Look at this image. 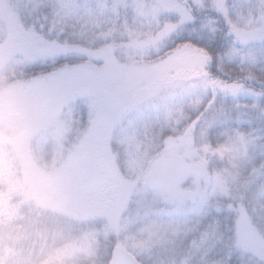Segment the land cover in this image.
Instances as JSON below:
<instances>
[{"label": "rangeland", "instance_id": "obj_1", "mask_svg": "<svg viewBox=\"0 0 264 264\" xmlns=\"http://www.w3.org/2000/svg\"><path fill=\"white\" fill-rule=\"evenodd\" d=\"M185 2L198 14L218 13L219 24L231 32L227 39L233 46L253 48L259 42L256 45L263 47L264 0ZM189 12L177 0H0V202L6 207L4 212L17 197L21 200L17 212L30 207L44 216L53 213L66 220L68 228L81 225L84 236L76 238L79 245L64 243L57 262L81 253L94 254L99 250L95 237L106 239L113 249L122 247L142 264L148 258L153 264H176L167 258L189 248L185 235L192 232L191 218L205 210V202L226 200L235 209L222 216L232 217L236 225L243 219L236 234L238 248L247 255H229L215 264H264V145L257 138L223 130L218 136L214 133L217 144L210 146L206 138L215 125V114L197 123L193 116L197 113L190 110L205 102L206 95L211 97L209 108L202 110H212L214 101L217 109L222 108L220 102L228 95L233 101L255 96L247 92L240 96L239 86L196 78V74L187 81L179 78L213 68L209 44L198 39V28L188 26L197 37L169 44L182 36L190 22L184 18L180 23L175 15L188 17ZM24 14L33 17L31 26L23 25ZM67 21L80 26L79 34L104 45L88 51L86 58L93 62L83 67V75L74 72L64 81L53 75L46 81L34 79L32 88L22 67L76 54L75 50L81 56L86 53L78 47L72 51L58 41ZM239 50L221 54L215 74L229 76L228 61L239 56ZM255 57L247 69L264 72V54ZM84 79L95 83L100 92L85 94L84 87L81 91ZM54 92L60 97L48 101ZM74 111L78 121L71 123L67 114ZM47 119L51 123L42 126ZM63 123L68 131L72 130L69 124L84 129L70 131L76 135L72 139L68 131L64 135ZM168 149L212 174L208 182L192 176L183 181V190L194 193L206 185L190 203L153 186L151 168ZM235 187H240L242 200L232 195ZM195 257L183 255L179 264H210L207 257ZM52 259L44 264H51Z\"/></svg>", "mask_w": 264, "mask_h": 264}, {"label": "trees", "instance_id": "obj_2", "mask_svg": "<svg viewBox=\"0 0 264 264\" xmlns=\"http://www.w3.org/2000/svg\"><path fill=\"white\" fill-rule=\"evenodd\" d=\"M178 3L181 5H184L188 8L190 11L188 14V17H182L181 14H177V18L180 21V23H184V18H189L190 22L189 25L186 24L183 25L187 29L182 33V36H179L175 40L172 39L169 44L177 45L182 43L183 41L179 42L178 39L181 38H187V39H193V37H197L196 34H194L192 29H189L188 26H191L193 28H198L201 32V35L198 37L199 40L202 41V43H208L209 44V50L208 53L210 56H212L213 60L211 62V65L216 67V59H218L219 56L226 55L225 52L229 51H236L239 50V48L231 45L230 40L228 41L227 37H231V32L227 33V31H224V27L222 23L219 24L220 15L217 14H210L209 12L200 13L198 14L195 10V7L185 2V0H177ZM9 7V6H7ZM24 7V5L22 6ZM41 13V12H40ZM178 13V12H177ZM46 14V13H45ZM22 22L24 26H31L32 21L31 19L33 17H29L27 14L22 15ZM6 23V22H5ZM210 23L213 25V29L210 27ZM218 23V25H217ZM36 26V25H35ZM61 32V38L58 37V33L55 35L58 37V41L65 42L66 47L72 51L75 49L77 50H83L86 51L83 56L79 51H76V54L74 53H66L60 56L54 57V60H48V61H41L38 62L35 65H28L26 67H22L21 72L25 76H29L31 78V86L32 88H35V81L34 79H38L39 81L41 79L47 80V76H58V80L62 79L64 81V78L66 75L74 73L83 75V71L87 67V65L91 64L93 61L89 60V50H97L100 47L104 45V42H93V39L90 36H84L79 34L80 33V26L70 23L67 21L64 25V29ZM52 37V36H51ZM50 37V38H51ZM44 39V38H43ZM47 40V39H45ZM49 40V39H48ZM189 42L188 40H186ZM60 44V43H59ZM168 44V45H169ZM79 49H78V48ZM237 49V50H236ZM254 50V49H252ZM168 51V50H167ZM68 52V51H67ZM234 52V54L236 53ZM262 53L264 54V45L263 47H258L255 52L253 51L251 56L255 59V55ZM69 54V55H68ZM78 55V56H77ZM159 55V54H158ZM155 56L159 57V56ZM82 57V58H81ZM88 57V58H86ZM238 57V56H235ZM78 58V59H76ZM250 62H248L249 64ZM237 65V64H236ZM85 67V68H83ZM216 69V68H215ZM210 70V69H209ZM208 70V71H209ZM250 72V70H247ZM237 74L236 77H239V72L235 71ZM196 74V78L200 76V78L205 79H215V80H221L224 82V84L227 85V82L225 80V75L222 76V73H217L213 76L212 69L210 72H207L206 69L203 70V72H190V73H183V75H180V79L184 78L186 81L191 76ZM78 76V75H77ZM75 77V76H72ZM70 77V81H76V83L79 82L78 79H72ZM29 78H23L29 79ZM33 78V79H32ZM78 78V77H76ZM176 78V77H175ZM194 78V77H193ZM57 79V78H54ZM178 79V78H177ZM85 80V79H84ZM201 80V79H199ZM91 81V80H90ZM85 84L81 87H84L83 92L85 94L91 93L94 91L96 94L100 92L97 89V85L95 83H90L89 80H85L82 83ZM80 87H75V89H80ZM241 87V86H239ZM56 90H58L56 88ZM80 91V92H81ZM72 93V92H70ZM77 94V92H73V94ZM70 94H68L69 96ZM102 95V94H100ZM49 96V95H48ZM53 96L58 97V92L52 95H50V100L48 101H54ZM102 97V96H101ZM103 98V97H102ZM209 98L211 97L207 96L205 97V102L200 103L201 105H196L195 108L190 109L191 112H196V115H193L195 118V122L199 123L202 121L207 122V118L209 114L214 113L215 114V125H213L212 129L207 133L206 142L211 146H215L217 142H215V136L214 133L217 134V136L223 131L228 130V132L233 133L237 132V134H240L241 136L246 135L247 137L252 136V139H259V145H264V109L261 112H254L255 109L248 110H242L238 107L232 108L231 102L227 97L223 98V101L220 102L222 108L218 109L216 108L215 101L212 105L213 109H207L209 108L207 105ZM57 100L55 102H57ZM236 102L234 104L242 106L245 105H252L249 101L244 100L239 101L241 99L237 98L235 99ZM48 101L45 103L48 105ZM115 101V100H114ZM116 102V101H115ZM219 103V104H220ZM205 110H202L204 108ZM264 108V107H263ZM83 111V110H81ZM216 111V112H215ZM74 113L75 111L70 114H67V118L69 122L72 123V119L75 120L74 122L78 121V118L75 117ZM244 113V116H242ZM82 115L84 113H81ZM261 115V117H259ZM53 116V114H52ZM85 116V114L83 115ZM78 117V116H77ZM86 117V116H85ZM86 118L82 119V122L85 121ZM45 120L42 123V126L48 125L51 123V120ZM242 122L240 123V121ZM40 123V122H39ZM63 127H65L66 130H64V135L66 131H68L66 123H63ZM68 125V124H67ZM70 125V126H69ZM68 128L72 130H69V135H71L70 131H73V133H76L82 129H84L83 125H80V127L76 128L78 124H69ZM72 125V126H71ZM247 125L246 128L244 126ZM80 129V130H79ZM81 133V132H80ZM68 135V134H67ZM66 136V135H65ZM72 139L76 138L75 134L71 135ZM256 146L258 147V143H256ZM118 147V146H116ZM215 149V147H213ZM256 148V147H254ZM262 149V148H261ZM257 154H260V150H256ZM118 153L121 155L122 149L118 147ZM262 155H264V150ZM258 156V155H257ZM259 165L257 166V168ZM232 195L236 198V200H242L241 197V189L234 188L232 189ZM18 203H21V200L19 198L14 197V199H11L10 205L8 206V209L3 212L4 206L0 202V264H44V262H48L49 259H52L51 264H110L112 254L113 253V245L112 243L109 244V241L106 239H98L94 238L96 241H98V249L94 254L87 255L85 253L78 254L76 257H73L69 260H61L60 262H57L60 260L59 257H57V253L61 250V247L63 244H68L70 241L73 242L74 245H79V240L76 238H82L83 231L82 227L79 224V227H73L68 228L66 220L58 219V217H55V215H49L44 216L39 212L32 211V208L28 207V210H24L23 207L20 209L19 212L16 210V205ZM30 209V210H29ZM235 209V208H232ZM4 216V217H3ZM47 217V218H45ZM60 225V228H58ZM70 229V230H69ZM86 229V228H85ZM84 236V235H83ZM92 236V235H91ZM64 244V245H65ZM54 255V256H53ZM56 256V257H55ZM56 259V260H55ZM56 263H55V262ZM144 262V261H143ZM146 263V262H145Z\"/></svg>", "mask_w": 264, "mask_h": 264}, {"label": "flooded vegetation", "instance_id": "obj_3", "mask_svg": "<svg viewBox=\"0 0 264 264\" xmlns=\"http://www.w3.org/2000/svg\"><path fill=\"white\" fill-rule=\"evenodd\" d=\"M262 39H264V32L261 35ZM259 43V42H258ZM256 43V44H258ZM255 44L254 50H252L253 48H247V45L240 46V50H239V56L235 57V58H229L230 62L229 63V67L228 68V72H229V76L225 75V78H227L225 80V82H227V86H241L240 89H242V91H239L241 94L240 96H243L244 93H250V94H254V98H240L241 100L239 101H249L250 103H252V105H245L243 104L242 106L236 105L234 104L236 102L231 100L229 97L231 95L226 96L230 102L232 103L231 106L232 108L234 107H238V108H243L245 110H250V109H255L254 112H261L264 108V72H262L261 69H257V70H253L251 69L252 72H248L247 70V65L248 62H251L254 58L253 57H249L247 58V55L251 52H255V50L260 47L258 45ZM232 45V43H231ZM263 45V44H262ZM255 60H257V58L255 57ZM261 60V59H259ZM214 61V60H213ZM239 65H245V66H240L237 67L236 64ZM261 67V63H259ZM226 67V68H227ZM227 70V69H226ZM239 70V71H238ZM235 71L239 72V77H236L237 74L235 73ZM212 73L213 76L215 75L216 71H215V67L213 66L212 68ZM236 75V76H235ZM246 93V94H247ZM214 96V94L212 93V97ZM233 96V95H232ZM259 117H261V115H259ZM247 125L244 126V128H246ZM234 134H237V132H233ZM240 135V134H238ZM241 136V135H240ZM243 136V135H242ZM243 137H245L246 139H252L253 137H247L246 135H244ZM175 152V151H171L170 149H168L165 152ZM160 156V155H159ZM158 156V157H159ZM158 160V158H157ZM156 160V162H157ZM187 161V160H186ZM156 162L154 163V165L156 164ZM188 165H189V169L188 171L181 177L180 179V183L174 187H171L169 189H159L158 187H156L154 184L153 186L156 188V190L158 192H166L169 194H173L176 197H178L179 199H181L182 203H190L192 201H194L195 199L198 198L199 196V188H202L206 185H200L199 187L196 188V190H198V193H194V192H190L189 190H183V181L187 178V177H196L197 179H203L206 178L207 182L210 181L211 175L210 171H204L203 169V165H196V164H190L187 161ZM153 165V167H154ZM150 171V178L152 181V169ZM215 171V170H214ZM213 173V170H212ZM153 183V181H152ZM229 187V185H228ZM227 199V198H226ZM239 203V202H238ZM203 206V205H202ZM234 206L237 207V203H234ZM204 207V211H202L201 213H199L197 216H195L194 218H191V223L189 224L191 231L190 234H186L185 238L188 241V246L189 248L187 249H182L183 251H178V252H173L170 254L171 258H167L168 260H174L179 264L182 263V259L181 257L184 256H202V257H207V260L210 262V264H215V262L220 259V258H225L230 256H234V257H239L240 255H242V257L244 255H247L245 253V250H242L240 248H238L240 246V241L238 238L239 234V230L241 227V222L243 221V219H241L240 223L236 225V223L234 224L233 221L234 219L232 217H225L222 215H225V212H229L231 211V206L230 203L228 201H223V202H217L216 204L214 203V200L212 201H207L205 202ZM219 209V210H217ZM224 209V210H221ZM223 212V213H222ZM230 213V212H229ZM235 213V212H234ZM166 219V218H164ZM177 219H181V218H177ZM246 220V219H245ZM249 223V222H248ZM253 222L250 221V225ZM234 224V229H232V225ZM244 224H247V220ZM234 230V232H232ZM236 230H237V234H236ZM182 236V233H180ZM181 249V248H179ZM177 250V249H176ZM150 251V250H149ZM154 251V250H151ZM242 252H244L243 254H241ZM149 253V252H148ZM250 255V254H249ZM180 259H179V258ZM176 258H178L179 260H177ZM196 258V257H195ZM166 259V258H164ZM166 262H170V261H165ZM193 261L191 260V263ZM238 262V261H237ZM164 263V261H163ZM145 264V263H144ZM146 264H153L152 262L149 261V258L146 259Z\"/></svg>", "mask_w": 264, "mask_h": 264}, {"label": "water", "instance_id": "obj_4", "mask_svg": "<svg viewBox=\"0 0 264 264\" xmlns=\"http://www.w3.org/2000/svg\"><path fill=\"white\" fill-rule=\"evenodd\" d=\"M186 160L175 152H165L159 156L152 169L153 184L159 189H169L180 183L181 177L188 171ZM110 264H141L122 247H115Z\"/></svg>", "mask_w": 264, "mask_h": 264}]
</instances>
